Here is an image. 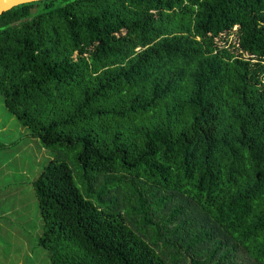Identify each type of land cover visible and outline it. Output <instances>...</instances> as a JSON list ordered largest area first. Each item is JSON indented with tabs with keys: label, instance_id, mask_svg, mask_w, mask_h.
Returning a JSON list of instances; mask_svg holds the SVG:
<instances>
[{
	"label": "trees",
	"instance_id": "trees-1",
	"mask_svg": "<svg viewBox=\"0 0 264 264\" xmlns=\"http://www.w3.org/2000/svg\"><path fill=\"white\" fill-rule=\"evenodd\" d=\"M0 93L51 264H264V0L14 7Z\"/></svg>",
	"mask_w": 264,
	"mask_h": 264
},
{
	"label": "rangeland",
	"instance_id": "rangeland-1",
	"mask_svg": "<svg viewBox=\"0 0 264 264\" xmlns=\"http://www.w3.org/2000/svg\"><path fill=\"white\" fill-rule=\"evenodd\" d=\"M55 154L30 137L4 108L0 93V264H51L49 251L38 243L43 222L30 181ZM66 161L80 185L70 154Z\"/></svg>",
	"mask_w": 264,
	"mask_h": 264
},
{
	"label": "water",
	"instance_id": "water-1",
	"mask_svg": "<svg viewBox=\"0 0 264 264\" xmlns=\"http://www.w3.org/2000/svg\"><path fill=\"white\" fill-rule=\"evenodd\" d=\"M37 0H0V15L11 10L14 7L30 4Z\"/></svg>",
	"mask_w": 264,
	"mask_h": 264
},
{
	"label": "crops",
	"instance_id": "crops-1",
	"mask_svg": "<svg viewBox=\"0 0 264 264\" xmlns=\"http://www.w3.org/2000/svg\"><path fill=\"white\" fill-rule=\"evenodd\" d=\"M35 139V138H34Z\"/></svg>",
	"mask_w": 264,
	"mask_h": 264
}]
</instances>
